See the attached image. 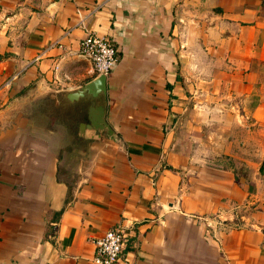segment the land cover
<instances>
[{"label": "crops", "instance_id": "1", "mask_svg": "<svg viewBox=\"0 0 264 264\" xmlns=\"http://www.w3.org/2000/svg\"><path fill=\"white\" fill-rule=\"evenodd\" d=\"M86 34L117 62L103 98L69 102L97 77ZM263 73L264 0H0V264H92L89 240L117 226L119 264H264ZM201 80L232 82L250 174L196 154ZM103 103L112 139L78 136Z\"/></svg>", "mask_w": 264, "mask_h": 264}, {"label": "rangeland", "instance_id": "2", "mask_svg": "<svg viewBox=\"0 0 264 264\" xmlns=\"http://www.w3.org/2000/svg\"><path fill=\"white\" fill-rule=\"evenodd\" d=\"M198 86L199 88H195L191 94L189 105L196 111V120L206 119L211 124V127H202L200 134H197L199 139L206 141V147L199 150L196 154L199 157H203V159L205 158V161L208 160L209 155V159H212L211 162L216 167L229 168L231 165L234 173H238L237 175L250 174L257 165L258 152L252 127L246 131V127H241L240 123L235 121L234 113L230 114L231 106H234L233 102L237 101L233 97L232 92H234V88L232 82L219 81L217 84H212L201 80ZM255 89L259 102L264 104V73L258 78ZM215 106H218L223 111L211 114L208 109ZM225 111L232 116V119L224 114ZM66 116L70 117L69 114ZM191 117L193 116L191 115ZM60 118L63 119V116L61 115ZM75 123L73 121L72 124L74 131ZM228 128L231 129L228 130ZM210 138L212 143L210 142ZM193 151L196 152V149L193 148ZM214 159H217V161H214Z\"/></svg>", "mask_w": 264, "mask_h": 264}, {"label": "built area", "instance_id": "3", "mask_svg": "<svg viewBox=\"0 0 264 264\" xmlns=\"http://www.w3.org/2000/svg\"><path fill=\"white\" fill-rule=\"evenodd\" d=\"M83 28L82 21L78 23ZM78 56L88 61L95 76H107L117 62L114 46L105 38L86 34L79 43ZM127 227H113L100 237L90 239L94 248L92 264H119L124 259V248L128 237Z\"/></svg>", "mask_w": 264, "mask_h": 264}, {"label": "water", "instance_id": "4", "mask_svg": "<svg viewBox=\"0 0 264 264\" xmlns=\"http://www.w3.org/2000/svg\"><path fill=\"white\" fill-rule=\"evenodd\" d=\"M104 84L105 76L99 75L78 90L67 93L66 99L69 102H74L85 96L90 97L91 99H96L98 96L103 98L105 92ZM86 121L87 123L79 125L77 130L78 136H82V129H85L89 132V134H91V136H95V138H98L100 134H105L107 137L112 139V131L105 123L104 103L100 106H90L87 109Z\"/></svg>", "mask_w": 264, "mask_h": 264}]
</instances>
